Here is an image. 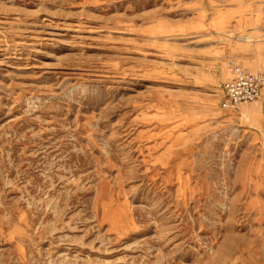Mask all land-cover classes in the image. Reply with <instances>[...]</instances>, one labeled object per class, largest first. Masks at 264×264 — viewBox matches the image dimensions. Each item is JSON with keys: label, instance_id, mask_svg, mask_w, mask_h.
Returning a JSON list of instances; mask_svg holds the SVG:
<instances>
[{"label": "rangeland", "instance_id": "rangeland-1", "mask_svg": "<svg viewBox=\"0 0 264 264\" xmlns=\"http://www.w3.org/2000/svg\"><path fill=\"white\" fill-rule=\"evenodd\" d=\"M263 62L264 0H0V264H264Z\"/></svg>", "mask_w": 264, "mask_h": 264}, {"label": "built area", "instance_id": "built-area-1", "mask_svg": "<svg viewBox=\"0 0 264 264\" xmlns=\"http://www.w3.org/2000/svg\"><path fill=\"white\" fill-rule=\"evenodd\" d=\"M263 86L264 77L261 74H249L236 69L235 76L222 85L220 108L233 110L239 105L257 101Z\"/></svg>", "mask_w": 264, "mask_h": 264}, {"label": "crops", "instance_id": "crops-1", "mask_svg": "<svg viewBox=\"0 0 264 264\" xmlns=\"http://www.w3.org/2000/svg\"><path fill=\"white\" fill-rule=\"evenodd\" d=\"M213 23L218 24V26L221 27L223 25L224 21L221 20L219 16H216L213 20ZM260 67H261V70L264 72V62H263V65H261ZM249 74H253V73H249ZM243 105H245V104H243ZM240 116L243 119L248 120L252 125L258 127L259 121L261 119L260 103L257 105L247 107V108H241Z\"/></svg>", "mask_w": 264, "mask_h": 264}]
</instances>
